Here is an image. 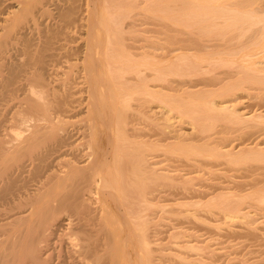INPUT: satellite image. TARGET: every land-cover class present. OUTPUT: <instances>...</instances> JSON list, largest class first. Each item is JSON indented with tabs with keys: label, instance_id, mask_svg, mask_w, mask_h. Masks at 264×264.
<instances>
[{
	"label": "bare ground",
	"instance_id": "6f19581e",
	"mask_svg": "<svg viewBox=\"0 0 264 264\" xmlns=\"http://www.w3.org/2000/svg\"><path fill=\"white\" fill-rule=\"evenodd\" d=\"M138 22L152 51L126 36ZM263 145L254 1L0 0V264H157L166 244L151 240L150 215L173 193L195 196L183 214L219 211L256 232L264 179L237 177L264 166ZM228 163L240 186L196 188L197 172ZM194 243L174 250L205 251Z\"/></svg>",
	"mask_w": 264,
	"mask_h": 264
},
{
	"label": "rangeland",
	"instance_id": "374dc122",
	"mask_svg": "<svg viewBox=\"0 0 264 264\" xmlns=\"http://www.w3.org/2000/svg\"><path fill=\"white\" fill-rule=\"evenodd\" d=\"M252 1H254V3H256V7H259L261 10H262V12L264 13V0H252ZM137 24V23H136ZM136 24H131V26H130V28L128 29L129 31L130 30H133L134 32H136V31H138L139 33H140V37H139V33H137L136 32V34H135V36H136V38H135V36H134V34H133V32L132 31H130L128 34H126V36L128 37V39H134L133 41H135V43H137L138 41H139V46H140V44H141V46L142 45H144V46H146V44H147V46L146 47H148L149 45H151L150 43L148 44L146 41H148V40H150V41H152L151 39H153L154 38V36H155V38H156V34L154 35V33L151 31V30H148V29H152L149 25H147V26H149V27H147L146 25H142V23H140V22H138V24L139 25H137L136 26ZM141 25V26H140ZM139 26V27H138ZM145 26V27H144ZM137 27V28H136ZM142 27V28H141ZM147 27V28H146ZM140 28V29H139ZM143 28H144V33H143ZM146 28V29H145ZM136 30V31H135ZM146 30V31H145ZM151 33H150V32ZM149 33V34H148ZM153 33V34H152ZM138 34V35H137ZM147 34V35H146ZM151 34V35H150ZM130 36V38H129V36ZM131 35H133L132 37H131ZM152 35H154V36H152ZM144 36H146V39L144 38ZM149 36V39L147 38ZM137 37L139 38V40L137 41V40H135V39H137ZM152 37V38H151ZM154 38V39H155ZM142 39H143V42H142ZM148 39V40H147ZM153 39V40H154ZM131 41V40H130ZM132 41V42H133ZM134 43V42H133ZM143 43H145V44H143ZM137 46H138V43L136 44ZM150 48H146V50L147 49H149V50H151V46H149ZM148 51V50H147ZM152 51V50H151ZM253 105L254 104H256V101H250ZM251 103H249V104H247L246 106H249V105H251ZM248 109L250 110V108L248 107ZM153 112H156L155 114L157 115V119H161L163 116H162V114H161V112L159 111V109L158 108H156V107H154V111H152V113ZM161 114V115H160ZM160 116V117H159ZM177 125V129H175V135H178V133L179 134H182L183 133V135H184V137L185 138H188L187 136H189V138H194V136H193V132L194 131H192V127L190 126V125H188V124H184V126L183 125H181V127H180V125H179V127H178V124H176ZM179 128V129H178ZM181 129V130H180ZM179 130V131H178ZM192 134V135H191ZM194 135H195V132H194ZM191 136V137H190ZM184 137H183V139H184ZM254 139H252V141H253ZM264 146V145H263ZM162 158V157H161ZM164 158V157H163ZM166 158H164V160H165ZM168 159V158H167ZM171 158H169V160H168V162H167V160H166V162H165V165H167L168 164V167H167V169H169L170 171H174V168L175 167H177L178 169L179 168H181V166H179L180 164L179 163H173L175 160H171V161H173L172 163H171ZM162 161H163V159H162ZM170 161V162H169ZM176 162V161H175ZM179 164V165H178ZM223 164H227V163H222V165ZM177 165V166H176ZM182 165V164H181ZM221 165V166H222ZM231 166V164L230 163H228V165L227 166H222V167H219V166H217L218 168H216V167H213L212 169H215L216 171H212V169L211 170H208V169H206L205 171H203V172H194V174L196 173V176L198 175V177H196L194 174L192 175V177L193 176H195L194 178H199L200 179V181L198 180V181H196V182H199V183H197V184H195V186H196V188L197 189H199V190H201V188H206L207 186H209V184H211V183H213L214 181V183H227L228 182V178L227 177H231L232 179H234V181L235 182H237V184L235 183V182H233V180L231 181L230 180V178H229V182L231 183L232 182V186L234 185V186H236L237 185V187L238 186H240L241 185V187H245V185L246 184H250V182H251V180H252V182L254 181V180H258V179H260V178H258L257 176H261V178L262 179H264V168H262V167H264V166H262V165H260L261 166V168L259 167V165L258 164H254V165H257V166H254V165H251L250 164V167H249V165L247 166L248 168H246L245 170H244V168H245V165H244V168H242L245 172H243V170L241 169V167L239 166H237L238 168H240V170L238 169V168H236L235 167V165H233V168L235 167L236 169L234 170L233 168H231L230 166ZM242 166V165H241ZM251 166H252V168H256V169H253V172L254 171H256V172H254V173H252V172H250V168H251ZM170 167H172V168H170ZM243 167V166H242ZM177 168H175V170H177ZM251 168V169H252ZM182 169V168H181ZM187 169V168H186ZM185 169V170H186ZM260 169V170H259ZM169 170H166V171H169ZM187 170H189V168L187 169ZM236 170H239L238 172L241 174V172H242V174L241 175H239L238 174V172L236 171ZM262 170V171H261ZM212 171V172H211ZM218 171V172H217ZM250 172V173H252V175L250 174V173H248V172ZM252 171V170H251ZM258 171V172H257ZM189 172V171H188ZM209 172H211V173H215L216 172V174H214V176L210 173L209 174ZM247 172V173H246ZM199 173H201V174H199ZM246 173V174H245ZM183 174L184 175H186L185 173H182V174H180V175H182L183 176ZM245 174V175H244ZM248 174V175H247ZM180 175H178L177 177H178V179H179V176ZM216 175V176H215ZM237 175H239L238 177H237ZM250 175V176H249ZM200 176V177H199ZM203 178H202V177ZM218 176V177H217ZM224 176H227V177H225L224 178ZM241 176H243V178L246 180V183H244V182H242V183H244L243 185L241 184V183H239V181H243L244 179H242V180H237V178L238 179H240L241 178ZM249 178H247V177ZM184 177V179H186V176H183ZM183 177H180L181 179L180 180H183L182 178ZM237 177V178H236ZM240 177V178H239ZM257 177V178H256ZM188 179H189V177H187ZM222 178V179H221ZM224 178V179H223ZM227 178V179H226ZM247 178V179H246ZM177 179V178H176ZM201 179H204V180H201ZM254 179V180H253ZM221 180V181H220ZM226 180V181H225ZM244 180V181H245ZM217 181V182H216ZM225 181V182H224ZM248 181H250V182H248ZM195 182V183H196ZM201 182V183H200ZM213 183V184H214ZM235 183V184H234ZM240 185H239V184ZM227 184H229V183H227ZM198 185V186H197ZM231 186V187H232ZM232 188H234V187H232ZM194 189H195V187H194ZM248 189V188H247ZM249 190V189H248ZM201 191H203V190H201ZM233 192H235V191H233ZM237 192V191H236ZM192 193V192H191ZM176 194H174L173 193V196H172V194H171V197L168 195H166V196H164V197H167V198H160V202L158 201V204L160 205V203H161V205H162V207H163V205L165 206V207H167V208H169V209H167L166 208V210L169 212H166V210H165V212H163V211H161L160 212V210H158L159 208L161 209V210H163L162 209V207H161V205L160 206H158V207H156V208H158V209H156L155 208V210L153 209V211H155V212H153V211H151V215H150V218H151V228H150V232H151V234H150V236H151V240L153 239V241L154 242H157V243H159V244H161V242L162 243H164V245H160V246H164V248L163 247H161V248H158L159 247V245L157 246V247H155V249H161L160 251L161 252H163V253H161V252H159V250L157 249V250H155L156 252V263L158 264H199V262H200V264L201 263H204L205 264V261H206V264H245V263H247V261H249V264L250 263H253L252 262V260L254 261V262H256V260H261V258L263 257L264 258V210H262L261 208V210L260 209H258L257 210V212L255 213L254 212V214H253V222H254V225L256 226H254L253 225V227H255L256 229H257V231H256V229H255V231L256 232H253V230L251 231V230H249L248 229V227L246 226V224H245V222H246V220H238V222L236 221V222H231V221H227L228 219H226V217L225 216H222L223 214L221 213V215H220V213H219V211H216L215 213L216 214H214L215 216H213V217H210L208 214H207V216H208V218H207V216H206V213H205V215H204V213H203V215H202V212H199V210H196V209H194V210H196V211H194V210H191L190 212H192V213H195V214H192V213H189L190 214V217H191V215H192V217L190 218V217H187V216H185L187 213H185V214H183L182 212H181V210L183 209H180L181 207H179L178 205H180V203L182 202L183 203V201H186V203L188 202V203H190V199H191V197H192V200L191 201H195L196 199H194V195L193 196H191V195H189V197L187 196V195H180V194H177L176 196H175ZM179 195V196H178ZM196 195V194H195ZM181 196H183L182 198H181ZM185 196V197H184ZM187 196V197H186ZM170 197V198H169ZM189 200H188V199ZM187 199V200H186ZM163 200V201H162ZM183 200V201H182ZM157 202V200L155 201V203ZM178 202V203H177ZM176 203V204H175ZM185 203V202H184ZM168 205H169V207H168ZM174 209H173V208ZM179 207V208H178ZM171 209H173V210H171ZM176 209V210H175ZM177 209H180L179 211L177 210ZM169 210H171V211H169ZM178 211V213L179 214H181V215H179L178 213H176L175 212V214H174V212H172V211ZM183 211V210H182ZM187 210H185L184 209V211L183 212H186ZM170 212H172V215H170ZM199 212V213H198ZM163 213V214H162ZM165 213V214H164ZM166 213H168V215L166 214ZM198 213V214H197ZM219 213V214H218ZM174 214V215H173ZM179 216H178V215ZM189 214H187V215H189ZM199 214H201V215H199ZM176 215V216H175ZM184 215V216H183ZM193 216H200V220H202L201 218H203L204 220H208L207 222L208 223H211L210 225H213V226H216V228L218 229H216L215 227H213V226H211V227H213V228H210V226H204L203 227V225H198V222H197V219H198V217H196L197 219H193ZM186 217V218H185ZM225 218V219H224ZM256 218V219H255ZM255 220V221H254ZM197 223H196V222ZM210 221V222H209ZM239 221H241V222H239ZM244 221V222H243ZM257 221V222H256ZM214 223V224H213ZM233 223V224H232ZM155 224V225H154ZM245 224V225H244ZM200 226V227H199ZM202 226V227H201ZM218 226V227H217ZM220 226V227H219ZM154 227V228H153ZM220 228V229H219ZM253 232V233H252ZM180 234V235H179ZM263 235V236H262ZM185 236V237H184ZM194 236H195V238L196 237H199V238H197V239H195L194 238ZM155 239H154V238ZM193 237V238H192ZM191 240H190V239ZM248 238V239H247ZM196 241H195V240ZM156 240V241H155ZM158 240H160L161 242H159ZM185 241V242H184ZM190 241H191V243H190ZM175 242H177L178 244H182V245H186V243L187 244H192V243H194V244H197V247H199V245H200V248L202 247L205 251H203V252H199V253H197V252H195V254L193 253H190V252H188L187 251V253H185V252H183V251H181L180 252V250H178L177 248H176V250H174L175 248L174 247H176V245H177V243H175ZM176 244V245H175ZM196 246V245H195ZM207 246V248H205ZM251 246V247H250ZM253 246V247H252ZM207 249L209 250V251H207ZM262 249H263V251H262ZM250 250V251H249ZM207 251V252H206ZM248 251H249V253H248ZM173 252H174V254H173ZM176 252V253H175ZM194 252V251H193ZM212 252V253H211ZM251 252H253V253H251ZM170 253H172L173 254V257H172V254L170 255ZM178 253H181V255L180 254H178ZM182 253H184V255L182 254ZM203 253V254H202ZM214 253V254H213ZM161 254H167L168 256H163V255H161ZM196 254H197V256H196ZM183 255V256H182ZM187 255H188V257H187ZM200 255V256H199ZM256 255V256H255ZM262 257H261V256ZM174 256H176V259L174 258ZM179 256H181V257H179ZM245 256V257H244ZM251 256V257H250ZM177 257H179V259L177 258ZM184 257L186 258H188L187 260V262H185L186 261V259H184ZM190 257H191V259H190ZM244 257V258H243ZM253 257H255V258H253ZM259 257V258H258ZM182 260H181V259ZM193 258V259H192ZM194 258L196 259V260H194ZM252 258V259H251ZM262 258V259H263ZM203 259V260H202ZM242 259V260H241ZM244 259H245V261H244ZM246 259H247V261H246ZM249 259V260H248ZM185 260V261H184ZM190 260H191V262H190ZM194 260V261H193ZM241 260V261H240ZM239 261V262H238ZM195 262V263H194ZM238 262V263H237ZM241 262H245V263H241Z\"/></svg>",
	"mask_w": 264,
	"mask_h": 264
}]
</instances>
